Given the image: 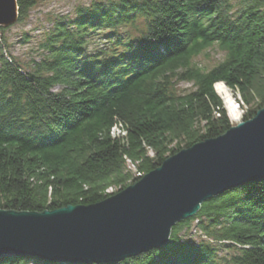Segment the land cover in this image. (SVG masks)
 Segmentation results:
<instances>
[{"label":"trees","instance_id":"1","mask_svg":"<svg viewBox=\"0 0 264 264\" xmlns=\"http://www.w3.org/2000/svg\"><path fill=\"white\" fill-rule=\"evenodd\" d=\"M38 1L17 0V23ZM240 4L236 11L232 0L79 6L73 17L53 20L30 69L0 28V209L95 204L174 153L224 134L233 124L217 83L263 108L264 0ZM139 19L145 29L138 36L117 33ZM108 30L107 49L88 51L89 37ZM213 45L225 58L205 70L194 58ZM182 82L193 90L179 93ZM192 229L205 238H185ZM219 245L235 250L231 264H264V178L204 202L174 225L167 245L108 264H218ZM0 264L58 263L13 256Z\"/></svg>","mask_w":264,"mask_h":264},{"label":"water","instance_id":"2","mask_svg":"<svg viewBox=\"0 0 264 264\" xmlns=\"http://www.w3.org/2000/svg\"><path fill=\"white\" fill-rule=\"evenodd\" d=\"M18 17L17 0H0V28L15 25ZM263 178L264 107L95 204L44 212L0 209V259L119 263L167 245L174 225L212 197Z\"/></svg>","mask_w":264,"mask_h":264},{"label":"rangeland","instance_id":"3","mask_svg":"<svg viewBox=\"0 0 264 264\" xmlns=\"http://www.w3.org/2000/svg\"><path fill=\"white\" fill-rule=\"evenodd\" d=\"M97 1L108 3L112 0H39L30 10L28 17L24 21L6 28L5 34L10 51L23 67L30 69L33 62L38 61L42 57L43 50L41 44L43 43L53 20L60 16L73 17L77 7H86ZM232 4L234 11L239 9L241 6L240 0H232ZM144 29L145 22L142 19H139L134 24L119 28L117 33H119L122 37H136L139 33L144 31ZM111 32L112 31L108 30L102 32V34L92 35L89 37L88 51L97 52L106 50L110 45L108 42L109 38L106 36ZM224 58L225 52L221 50L218 45H213L194 58V62L199 67L205 70H210L222 62ZM176 88L179 93H185L193 90L192 84L187 82L177 84ZM233 98L236 102V108L238 110V116L235 117H232L228 111L233 125L243 121L245 117L250 119L251 111H258V108L261 105V101L259 99H254L250 105H246L242 102V97L239 92H233ZM114 132L115 134L118 133L117 130ZM129 169L134 171L133 166L130 164ZM115 190L116 188H113V191ZM195 225L196 222L192 224L194 229H196ZM194 229L187 233H184V231L183 233L187 234L185 235V238H189L191 241L196 242L205 238L204 235ZM234 253V249H229L225 245H219L218 264H231L230 257Z\"/></svg>","mask_w":264,"mask_h":264},{"label":"bare ground","instance_id":"4","mask_svg":"<svg viewBox=\"0 0 264 264\" xmlns=\"http://www.w3.org/2000/svg\"><path fill=\"white\" fill-rule=\"evenodd\" d=\"M215 90L217 94L224 100L226 107L230 112L232 117L238 116V110L236 108V102L233 98V92L224 84L217 83L215 85Z\"/></svg>","mask_w":264,"mask_h":264},{"label":"built area","instance_id":"5","mask_svg":"<svg viewBox=\"0 0 264 264\" xmlns=\"http://www.w3.org/2000/svg\"><path fill=\"white\" fill-rule=\"evenodd\" d=\"M134 171H135V168L133 167ZM111 191V190H110ZM112 192V191H111Z\"/></svg>","mask_w":264,"mask_h":264}]
</instances>
